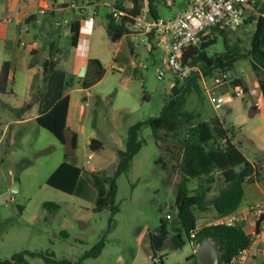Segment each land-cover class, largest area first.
<instances>
[{
	"label": "rangeland",
	"instance_id": "374dc122",
	"mask_svg": "<svg viewBox=\"0 0 264 264\" xmlns=\"http://www.w3.org/2000/svg\"><path fill=\"white\" fill-rule=\"evenodd\" d=\"M99 1L106 3L111 0ZM157 1L166 5L165 0ZM166 2L175 4L171 10L160 9L164 19L180 8L184 0ZM12 4L18 6L19 1L0 0V17H8L7 8ZM111 9L105 5L100 7L93 32V50L102 56L104 62L97 59L106 68V75L91 89V95L83 93L81 100L88 112V130L95 132L97 139L103 142L102 149L92 150L83 143L80 135L77 149L73 150L69 143L63 145L51 132L38 125L33 118L37 113L33 110L36 93L34 90L32 95L29 92L28 67L22 72H14L9 79L7 93L0 92V131L4 132L0 134V256L4 260L28 251L69 264H198L196 257H192L196 247L192 241L184 236L186 243L181 249H176L172 241L176 234L174 228L179 225L174 207L178 185L182 181L179 149L185 127L214 117L220 118L227 127L239 126L248 132L253 125L258 126L249 119L254 115L252 107L257 102L263 104V100L250 61L243 57L249 50L256 21L252 20L237 30H224V36L217 33V43L209 48V55L225 52V37L227 52L238 54V59L228 72L218 70L208 76L203 72L192 83L176 80L169 71L159 79V71L168 57L169 38H162L161 43L145 45L142 37L135 39L130 36V43L136 44L134 59L141 67L133 80H129L116 65L118 60L113 56L114 47L102 28ZM257 9L262 12L264 0H259ZM252 16L256 17L250 13L248 18ZM61 17L59 14L58 24H53V28L57 26L58 30H43V26L48 24L46 19L41 27L30 25L29 31L0 30V72L12 55L16 37L17 44H25L28 49L39 44V56L43 58L49 51L48 32L61 48L60 62L64 59L72 64L70 30L61 22ZM9 25L14 26L13 23ZM200 66L203 70V65ZM61 67L66 68L65 62ZM237 78L244 81L242 88L247 90L245 94L216 109L211 98L212 88L217 90L215 97L233 96L235 89L230 82ZM175 85L181 93L173 91ZM171 97L179 98L177 118L185 127L174 133L165 130L156 133L149 124H144L139 132V139L145 141L144 146L130 162L128 170L116 179L117 212H113L109 198L98 206L93 193L88 191L89 181L94 185L96 180L98 187L107 186L105 179L115 174L119 164L117 152L126 149L130 127L160 116ZM22 108L27 110L24 119ZM244 118H248L247 121H243ZM236 133L235 141L239 145L242 133ZM243 133L248 135L245 131ZM242 149L247 151V146ZM65 155H70L72 161L94 176L84 177L74 194L47 184ZM92 169L96 172H91ZM16 177L22 187L20 194L13 192ZM204 181L203 178L191 180V191L195 193ZM258 181L264 186V176ZM220 188L222 186L218 183L214 185L208 198V211L195 210L199 227L217 222L219 217L212 201ZM47 202L59 205L60 209L50 212L44 207ZM17 208H21V215H17ZM163 222L167 223L169 235L162 247L154 251L147 234H152ZM102 239L105 241L102 253L98 257H86ZM26 258L28 264H53L43 257L26 255Z\"/></svg>",
	"mask_w": 264,
	"mask_h": 264
},
{
	"label": "trees",
	"instance_id": "16d2710c",
	"mask_svg": "<svg viewBox=\"0 0 264 264\" xmlns=\"http://www.w3.org/2000/svg\"><path fill=\"white\" fill-rule=\"evenodd\" d=\"M124 0H117L114 6L117 10L126 12L122 22L117 23L112 17L107 32L113 41L121 37L130 35V24L140 13V5L144 0H130L133 4L131 9L122 5ZM62 7H67L63 4ZM148 7L151 14L158 18V11L155 0H148ZM258 10V9H257ZM260 16L249 17L244 25L250 21H256L250 42L249 50L244 58L250 61L253 73L258 79L259 89L264 101V9L259 11ZM71 46L76 47L80 34V21L71 20L69 22ZM224 29L219 27L212 28L203 36L202 43L190 48L184 55V62L191 64H202L203 72L208 76L214 71L223 70L228 72L234 65L238 54L227 52V42L224 37L225 52L209 55V48L217 43L216 34L224 36ZM152 38V37H151ZM49 54L42 63V79L35 78L32 90L36 93V101L39 105V115L36 122L42 128L51 132L60 143L70 146L73 150L77 149V135L71 134V141L68 142L70 130L67 125L69 96L66 95V88L75 85V76L68 73L60 66L61 51L56 40L48 43ZM137 68L135 69V75ZM11 74V63L4 62L0 72V92L7 93V86ZM106 75V68L98 59H91L88 62L85 75L80 79L82 88L85 91L95 87ZM199 75H194L186 80L195 82ZM179 81V80H178ZM197 89L199 87L196 84ZM176 94L181 93L178 85L173 87ZM244 91L247 90L244 88ZM179 98H170L166 101L161 115L150 118L146 122H139L132 125L128 132L126 149L118 150V167L112 178L106 177L109 185L107 197L112 204L113 212H117L115 199L118 192L117 177L126 172L130 162L140 152L145 141L139 139V132L144 124H149L158 133L165 130L174 133L178 128L185 127L177 118V108ZM234 128H225L220 118L214 117L208 121H200L197 124H189L185 127V133L181 139L179 149L181 161L179 170L182 174V181L178 185L175 210L179 225L174 228L176 234L173 237V244L176 249H181L185 245L184 236L192 241L195 246L202 244L209 236H218L222 240L219 264H226L232 257L241 250L247 248L251 243L250 236L245 232L242 225L227 226L224 224H210L202 227L193 239L191 234L197 229V217L195 210L206 212L209 209V195L214 190V185L218 183L222 186L218 195L213 199L212 205L218 217L227 216L239 210L245 196L244 184L261 179L264 176V168L259 163L250 162L244 155L240 147L234 143L236 137ZM92 150H100L103 143L93 139L90 145ZM82 169L72 161L70 155H65L64 161L48 178L47 184L68 194H73L76 190ZM205 179L200 184L198 190L193 193L189 187L191 180ZM102 200L99 199L98 206ZM44 207L50 212H56L60 206L51 202L45 203ZM21 211V208H19ZM262 218L261 221H263ZM167 227V223L163 222ZM67 235L66 232H63ZM105 247L102 239L94 248L87 253L86 257H98ZM154 251H156L154 249ZM26 255L30 257H44L42 253L22 252L15 254L11 260H4L0 256V264H28ZM195 258V256H192ZM53 264H69L67 261H57L45 258ZM163 263V259H161Z\"/></svg>",
	"mask_w": 264,
	"mask_h": 264
},
{
	"label": "crops",
	"instance_id": "0c3cea01",
	"mask_svg": "<svg viewBox=\"0 0 264 264\" xmlns=\"http://www.w3.org/2000/svg\"><path fill=\"white\" fill-rule=\"evenodd\" d=\"M19 4L16 5H10L7 8L8 17H0V30H30V25H32L34 28L41 27L42 24H44V20L48 22L46 27L43 26V30H58V27L56 26L53 28V24H58L57 16L59 14L62 15L61 22L66 24L69 28V22L71 20H79L80 21V34H79V40L76 47H72L71 49V55L73 59V63L71 64L69 61H65L64 59L61 60L60 66H62V62H65L66 68L65 69L68 73L75 76V85L73 87L66 88V95L69 96V109H68V117H67V125L70 130V133L68 134V142L71 141V134L75 133L77 135V145L80 139V135L83 137V143L90 147L91 142L93 139H97L96 133L93 131L88 130V112L85 111L84 104L82 103V94L88 93L91 95V90L84 91V89L81 86L80 79L85 75L88 62L91 59H101L103 61L102 56L100 55L99 51L93 50V32L96 30L97 22H98V14L99 9L102 5L111 7L112 9L107 14V22L102 25L103 30L107 32V26L112 19V13L115 10L114 6L116 4L117 0H111L110 2L101 3L99 0H18ZM74 2L81 3L83 7H85V12L72 9L71 4ZM63 4H66L67 7H62ZM155 4L158 11V18H163L160 15V9L167 8L169 10L172 9V5L174 6L175 2L171 4L167 3L165 0V6L161 4L159 1L155 0ZM122 5L126 8L131 9L133 7V4L130 2V0H124L122 2ZM148 5V0H144L140 5V10L143 9L145 6ZM187 6L186 0H184L183 5L178 8L176 11L172 12L168 18H172L176 16L181 11L185 10ZM93 10V11H91ZM95 13L96 16V26L93 30H90L86 25V17L88 15H92ZM5 19H11L14 26H10L8 22H5ZM119 23V22H117ZM2 24L4 26H2ZM15 27V29H13ZM70 30V29H69ZM108 34V32H107ZM0 35H2V31L0 32ZM17 36V35H15ZM133 36L135 39L137 37H141V35H138L134 33L130 29V35H126L121 37L117 41H113L108 34L109 40L111 41V45L114 47V58L118 60L116 65H118L119 70L121 72H124L129 80H133L135 76V69L141 67V65L137 64V61L134 59L136 57L135 53V46L136 44H132L129 41V37ZM47 37L50 39L47 42L49 43L51 40H55L52 36V33L48 32ZM167 36H160V37H152L150 38L149 43H145V45H152L154 42L161 43L162 38ZM15 39V44L13 46V51L10 59H7L5 62L11 63V74L10 79L14 72L16 71H23L26 67L29 68L28 71V83L30 86V94L32 95V84L37 78V80L41 81L42 79V63L43 61L48 57L49 51L43 58H40V50L41 47L39 44H35L31 49L26 48L25 44L19 45L18 37ZM168 38V37H167ZM39 40L38 38L36 39ZM58 48L61 50V48L58 46ZM169 48V47H168ZM169 53V51H168ZM64 60V61H63ZM104 62V61H103ZM165 67L162 66V68ZM212 96H215L216 89L212 88ZM261 99L263 100L262 96ZM33 110H36L37 113L33 116V118L36 120V118L39 115V105L38 102L34 100ZM86 106H88L86 104ZM22 119L26 116V111L24 108H22ZM252 112L254 113L253 116L249 119L252 124H258L257 127H254L251 129L250 132L248 130H243L239 126H232L227 127L224 122L221 120L225 128H234L236 132H241V136L239 138V147L244 153V155L247 157V159L252 163H259L264 168V101L263 104H259L257 102L256 106L252 107ZM248 119V118H247ZM246 118L243 119V121H247ZM248 120V121H249ZM242 124V123H240ZM248 133V135L244 134L243 132ZM99 140V139H97ZM100 141V140H99ZM102 142V141H101ZM103 143V142H102ZM234 143L236 144V141L234 140ZM70 144V143H69ZM247 146V151H244L242 147ZM121 150V149H119ZM76 163V161H74ZM76 165L80 167L77 163ZM81 168V167H80ZM82 173L80 175V178L78 180V184L76 187L75 192L79 188L80 181L84 179V177H94L92 174H88L87 171H84L83 168ZM91 172H96V169H92ZM88 183V182H87ZM244 184V191L245 196L241 203V206L238 210V212L246 213L248 208L256 205L258 203L264 202V186L258 181L251 182L249 186ZM88 191H91L93 193V197L95 199V202L98 203L99 199L104 201L107 199V193L109 190V185L107 186H97V181L94 180V185L91 184L89 181L88 183ZM74 192V193H75ZM73 193V194H74ZM215 210V209H214ZM217 214V212L215 211ZM261 225L264 226L262 223ZM198 228L199 225L197 224ZM204 227V226H203ZM248 229L245 228V232L248 234ZM147 236L150 239L151 245L152 243V235L151 233L147 234ZM197 247H194V253L196 252ZM255 264V263H252ZM260 264V263H259Z\"/></svg>",
	"mask_w": 264,
	"mask_h": 264
},
{
	"label": "built area",
	"instance_id": "2783aa9c",
	"mask_svg": "<svg viewBox=\"0 0 264 264\" xmlns=\"http://www.w3.org/2000/svg\"><path fill=\"white\" fill-rule=\"evenodd\" d=\"M259 0H186V9L176 16L168 19L156 18L151 14L150 8L145 6L133 19L130 29L141 35L144 43H149L151 37L167 36L169 38V53L165 67L159 71V79L168 71L179 81H186L194 75L201 76L203 71L200 64L184 62V55L190 48L202 43L203 36L212 28L219 27L224 30H237L241 28L249 14L260 16L257 10ZM72 9L85 12L81 3L71 4ZM126 12L115 9L112 17L116 22H122ZM5 22H12L5 19ZM86 25L90 30L96 26L95 13L86 17ZM233 96H212L214 107L219 109L224 103L234 97H242L244 88L234 87ZM0 134L4 132L0 131ZM14 200V198L12 199ZM264 202L248 208L246 213L233 212L227 216L219 217L214 224L227 226L242 225L248 229L251 238L250 245L232 257L226 264H259L264 261ZM171 219V215H168ZM201 228L191 234L194 239ZM197 247V246H196Z\"/></svg>",
	"mask_w": 264,
	"mask_h": 264
},
{
	"label": "water",
	"instance_id": "95a60500",
	"mask_svg": "<svg viewBox=\"0 0 264 264\" xmlns=\"http://www.w3.org/2000/svg\"><path fill=\"white\" fill-rule=\"evenodd\" d=\"M232 87H242L244 81L241 78L234 79L230 82ZM13 192L20 194L22 192V187L20 184V179L15 178V185L13 187ZM17 215H21L19 208L16 209ZM152 243L155 250H159L166 238L169 235L168 228L161 223L152 232ZM222 240L218 236H209L202 244L197 247L195 252V257L198 264H219L220 261V250H221Z\"/></svg>",
	"mask_w": 264,
	"mask_h": 264
}]
</instances>
